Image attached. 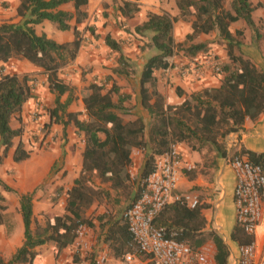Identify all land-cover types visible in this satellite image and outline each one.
Returning <instances> with one entry per match:
<instances>
[{
	"label": "trees",
	"instance_id": "1",
	"mask_svg": "<svg viewBox=\"0 0 264 264\" xmlns=\"http://www.w3.org/2000/svg\"><path fill=\"white\" fill-rule=\"evenodd\" d=\"M140 1L123 0L118 7L121 17L130 20L138 14ZM159 1L173 2L178 14L172 16L164 10L148 12L146 20L134 28V33L145 41L144 49L153 52L140 73L139 86L140 104L150 117L149 126L141 117L131 119L134 110L132 97L123 92L110 75L93 80L87 86V94L82 98L85 119H79L80 113L68 111L76 98L70 86L58 77V71L75 61L87 40L100 39L93 26L84 27L89 0H19L16 14L20 20L0 25V62L7 63L12 58L25 60L44 74L48 89L54 95L53 122L63 127L72 124L84 139L80 176L63 194L64 214L47 216L43 223L37 221L33 215L35 192L19 195L0 181L2 191L14 193L18 198L24 239L13 257L7 263L0 258V264H41L37 247L54 244L58 255L76 241L78 226L90 227L96 224L94 219L101 230L106 224L114 225V231L108 229L103 234V242L115 256L122 259L126 253L133 252L134 243L124 213L139 195L140 182L152 172L157 157L168 149L170 143H184L199 153L206 151V155L213 153L214 159H228L240 153L253 165L264 169V154L237 148L228 151L226 147L230 135L243 130L246 119L255 121L264 112V72L240 50L237 37L242 36V31H236L234 36L230 30L231 25L243 22L257 33L253 13L264 10V1L253 4L251 0H228V7L225 0ZM66 4L72 6V11L60 9ZM189 16H192L191 21ZM45 21L58 31L71 30L72 41L58 43L44 33L37 34L35 26ZM178 21L190 25L183 43H176L173 36ZM85 32L89 33V38L83 36ZM213 32L227 43V61L220 64V84L203 87L180 104H168L156 88L155 71L171 68L177 53H183V57L190 60L200 53L205 54L206 43H196V40ZM103 41L117 56L111 70L114 75L136 73L117 40L108 33ZM3 69L1 66L0 71ZM30 84L29 76L0 73V145L4 148L0 162L13 147L15 139L19 142L14 149L13 161L20 163L29 158V152L21 142L23 127L13 129L10 124L13 119L21 123L22 108L32 97ZM63 96L66 98L62 101ZM179 96H182L180 92ZM136 148L145 151V162L140 180L131 192L134 182L128 171L132 149ZM206 155L204 157L208 160ZM126 190L130 191L126 193ZM62 191L60 188V196ZM114 195L118 198L112 200ZM120 195L128 202L124 208ZM101 201L105 204L113 201L112 209L96 216ZM203 208L205 206L190 208L184 203H171L157 215L153 225L166 228L175 240L194 251L211 244L213 263L228 264L230 252L222 236L213 229L204 230ZM7 209L0 193V224L4 223ZM90 209L93 211L86 217L85 212ZM111 211H115V215H111ZM119 213L122 215L116 219ZM230 239L237 246L252 241L237 224ZM74 257L80 258L79 255Z\"/></svg>",
	"mask_w": 264,
	"mask_h": 264
},
{
	"label": "crops",
	"instance_id": "2",
	"mask_svg": "<svg viewBox=\"0 0 264 264\" xmlns=\"http://www.w3.org/2000/svg\"><path fill=\"white\" fill-rule=\"evenodd\" d=\"M122 1L123 0H89L86 9L88 14L87 21L90 25H95V27H97V34H99L98 28H102L105 31V35L109 33L112 38L117 35H122L121 38L125 36V34H123L124 32H122L125 28L124 24L122 25L123 29L120 30L113 26L115 20L119 22L127 20L121 17L118 11V7L121 5ZM139 4L140 11L138 15L143 16L141 23L146 20L148 12L157 13L161 11L160 8L167 9L166 5H169L168 11L172 16L178 14V10L175 8L173 2L141 0ZM18 5L19 0H0V25L5 22L16 23L20 20L16 14ZM107 5L110 6L109 11L115 12V19H110L109 21L110 26L104 24L105 20L101 22V20H103L102 13L103 11H107L104 9ZM93 7H95V9H93ZM60 9L72 11V6L66 4L61 6ZM94 10H96V13ZM144 12H146L145 15ZM180 23L184 22L178 21L174 25V29L175 26ZM38 27L41 29L40 33L36 31ZM44 28L48 29L49 32ZM54 29H56L55 26L47 21L35 26L37 34L44 33L52 39ZM189 32L190 25L187 26V32L184 36ZM65 33L66 35H63L62 41L58 40V43L72 41L73 33H69L68 31ZM90 47L91 46H88L89 49ZM82 50H84L83 46L78 52L77 60L75 59V61H78L77 63L81 61V56L83 55V53H81ZM241 51L264 72V58L260 59L261 56H259L256 51H249L247 53L243 50ZM152 53L153 52L150 51L148 57ZM188 63L189 60L185 57L181 59L174 58L171 68L165 71L158 70L154 73L156 88L170 105L182 103L183 100L189 98L193 92L199 91L203 87H217L220 84L219 78H212L207 74L202 82L194 81L191 77H184L182 75V69L185 68ZM18 64H21L22 67H19ZM132 65L136 73L128 76H117L114 75L112 71H106L104 74L112 76L114 80H117L116 83L121 87V90L131 95V101H134L132 104L134 110L131 113V119L141 117L146 125L149 126L150 117L140 104V74L139 77H137V63L134 64V62H132ZM1 66H3L4 69L0 71V73H11L18 76L23 75L27 70H36V68L31 66L27 61L18 60L16 58L10 59L7 63L0 62V68ZM101 76L102 75L99 74L98 78L101 79ZM137 80H139L138 85ZM137 86L138 89H136ZM179 92L182 94L181 97L179 96ZM171 95L173 98H171ZM175 96H177V100H174ZM35 101L37 100L32 96L24 104L20 115L21 123L15 119L11 121L10 125L13 129L18 128L20 125L25 129H29L30 113L36 110L34 108ZM75 102L80 104L78 108L74 106ZM68 111L80 113L79 119H85L86 116L82 98H76ZM49 118H51V116ZM70 125L71 127H69ZM70 125L63 127L62 124L58 125L53 121L49 122L47 130L44 131L43 135L38 132L39 138L36 142V148L32 147L35 141L29 137L26 132H23L21 142L24 149L29 152V158L20 163H15L13 161L14 149L19 142L18 139H15L13 147L6 152L5 157H3L0 162V181L12 188L19 195L35 192L33 199V215L34 218L41 223L45 221V217L47 216H59L64 214L65 197L63 194L73 185L74 180L79 178L82 170L84 139L82 135L77 134L74 126L72 124ZM230 142H234V148L239 150L243 149L264 154V112L255 121L246 119L243 124V130L230 135L226 143L227 149H229L228 144ZM178 147L182 155L183 166L180 170L178 184L174 191L175 194H189L198 198L200 206H205V208L201 210L206 224L204 230L210 227V224H220L221 226L222 224H230L228 229L229 232L227 235L222 236V238L230 252L228 264H237L238 246L230 239L231 230L236 225L235 206L233 202V190L235 186L233 170L227 164L226 159H214L213 153H208V155H206V151L199 153L191 150L189 146L184 143L178 144ZM3 150L4 148L0 145V156ZM205 155L208 156V160L204 157ZM131 160L132 163L128 172L131 181L134 182L133 185L136 186L143 170L145 151L137 148L132 149ZM187 166H190L192 169L188 170L185 168ZM10 169H12V172L8 174ZM60 188H63L61 196L59 194ZM134 190H132V192H134ZM0 193L4 197L7 207L9 206L19 210L18 198L14 193H7L2 190H0ZM92 211L93 210H91L90 213H92ZM104 211L105 209H97L96 216ZM9 212L10 209L8 208L5 214ZM115 213V211H111V215H115ZM121 215L122 213H119L116 219H120ZM18 221L15 231L12 227L13 224H11V226L4 223L0 224V258L6 263L23 244V228L20 224L21 216ZM94 223L96 224H92L90 227L86 225L88 233L85 241L91 245L90 254H87V252L77 253L75 248L76 241L63 249L58 255L54 244H46L36 248L41 264H93L95 256L100 250L107 251V264H121L122 259L115 256L112 249L103 242V234L108 229L114 231V225L106 224L103 230H101L97 220L94 219ZM263 245L264 239L260 243H257V249L260 251ZM213 253L214 250L209 254V264H214L212 260ZM74 255H79L80 258L75 259Z\"/></svg>",
	"mask_w": 264,
	"mask_h": 264
},
{
	"label": "built area",
	"instance_id": "3",
	"mask_svg": "<svg viewBox=\"0 0 264 264\" xmlns=\"http://www.w3.org/2000/svg\"><path fill=\"white\" fill-rule=\"evenodd\" d=\"M206 74L221 75L220 62L209 55L195 57L182 69L184 77L197 82H202ZM228 147V151L234 148V142H230ZM226 162L235 176L233 202L236 224L252 238L250 243L238 246L237 264H264V245L259 251L256 243V231L264 214V169L253 165L240 153L226 159ZM182 166L178 144L170 143L168 149L157 157L152 172L140 182L139 195L124 213L134 249L123 256L121 264H209L202 249L194 251L187 244L175 240L166 228L153 225L157 215L171 203H184L190 208L199 205L198 198L174 192ZM185 168L192 169L190 166ZM87 233L85 225L78 226L77 253L91 249L85 241ZM107 260V251L101 250L94 264H107Z\"/></svg>",
	"mask_w": 264,
	"mask_h": 264
},
{
	"label": "rangeland",
	"instance_id": "4",
	"mask_svg": "<svg viewBox=\"0 0 264 264\" xmlns=\"http://www.w3.org/2000/svg\"><path fill=\"white\" fill-rule=\"evenodd\" d=\"M253 4H257L260 1L264 0H251ZM118 5V4H117ZM171 6V5H170ZM225 6L228 7V0H225ZM167 9L160 8V10L168 11L169 5H166ZM95 9V7H93ZM107 11H103L102 15V21H104V24H108L110 26V19H115L114 18V11H109L110 6H106L104 8ZM175 9V8H174ZM96 13V10H94ZM146 12H144L145 15ZM111 16V17H110ZM141 15L136 14L132 19L126 20V21H117L113 23L114 27H117L119 30L123 29L122 25H125V28L123 29L122 32L125 34L123 38L121 36H114L113 38L117 40L121 46L123 53L131 60V62H134V64L137 63V71H138V76L140 74V71L142 70L149 52L144 49L145 48V41L144 39L140 38L134 33V28L136 26L141 25L142 21ZM96 19V18H95ZM189 21L192 20V16L188 17ZM253 20L255 21V26H256V31L257 33H254L251 29H249L245 23L239 22L234 25H231L230 30L232 35L235 36L236 31H242V36H238V40L240 42V50H243L244 52H249V51H256L260 57V59L264 58V10L259 9L256 10L253 13ZM184 23L177 24L175 26L173 35H174V40L176 43H183L185 41V36L184 34L187 32V26H189V22L183 21ZM112 24V23H111ZM87 26H93L95 25H90V23L87 21L84 24V27ZM46 31L49 32L48 29L44 28ZM97 31V27H95ZM40 27L36 30L37 33H40ZM98 33L100 36L99 40L92 41V40H87L83 47L84 50H82L81 53L83 55L81 56V61L77 63L78 61H74L73 63L67 65L64 67L62 70L58 71V77L62 79L64 82H66L72 92L74 93V96L79 99L83 98L85 94H87V86L93 81V79H99V74H101V79L106 77L104 73L106 71H111L112 68L115 66V61H116V54L112 52L108 47L105 46L103 37L105 35V31L102 28H98ZM108 31V28H107ZM53 39L58 42L62 41L63 35H66L65 32L58 31L54 29L53 31ZM71 33L72 31H68ZM116 34V33H115ZM114 34V35H115ZM259 37H257V35ZM84 37L89 38V33L85 32ZM196 43H206L207 49L205 54H198L197 57L199 56H210L216 58L220 64L222 62L227 61V43L223 39V37L219 36L217 32H213L208 35H203L200 38L196 40ZM88 46H91L90 49ZM88 48V49H86ZM143 48V49H142ZM243 53V52H242ZM244 54V53H243ZM245 55V54H244ZM246 56V55H245ZM175 59H181L183 58V53H177L174 57ZM77 60V59H76ZM190 61V59H188ZM19 67H22L21 64H18ZM23 69V68H22ZM20 76H29L31 79V88H32V96L35 98L36 103L34 104V108L36 109L33 113H30V119H29V129L23 128V132H26L29 137H31L35 142L34 145L32 144L33 148H36V142L38 141L39 135L38 132H40L41 135H43L44 131L47 130V126L49 122L53 121V118H49L51 116V110L53 108V100H54V95L49 92L48 89V81L46 79V76L44 74H41L37 70L31 69V71L27 70L24 72L23 75ZM212 78H218V76H211ZM117 82V80H115ZM139 83V80H137V85ZM138 89V86L137 88ZM66 96L62 97V101L65 100ZM171 98L172 95H171ZM174 100H177V96L174 97ZM133 100L131 103L133 104ZM75 104V105H74ZM73 105L76 106L77 108L80 106L77 102H75ZM61 125V124H58ZM71 127V125L69 126ZM12 172V169L8 171ZM49 184V183H48ZM47 184V185H48ZM52 185V184H51ZM44 187V186H41ZM135 186L133 185L132 190H134ZM0 190L1 187H0ZM130 190H126L125 192L128 193ZM118 198L117 196L114 195L113 199ZM120 199L122 200L121 206L123 208L128 204L127 201H125L124 196L120 195ZM113 201H110L108 204H105V201H101L98 209H105V210H110L112 209V203ZM226 203V202H224ZM10 212L6 213L4 216V224H9V226L12 225L14 228V231L16 230L18 220L20 218V214L17 210V208L9 207ZM92 209L87 210L85 212V216H90V212ZM21 226L23 228L22 220H21ZM214 225V226H213ZM229 226L230 224H210V227L206 228V231H209L211 229L215 230L220 236L227 235L229 232ZM232 231V230H231ZM264 239V214L262 221L260 225L257 228L256 231V242L260 243ZM203 252L205 253L206 257H209V254L213 250V247L211 244L207 243L205 244L202 248ZM87 254L91 253V249L86 251Z\"/></svg>",
	"mask_w": 264,
	"mask_h": 264
}]
</instances>
